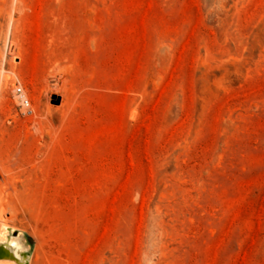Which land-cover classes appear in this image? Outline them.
<instances>
[{"label": "rangeland", "instance_id": "1", "mask_svg": "<svg viewBox=\"0 0 264 264\" xmlns=\"http://www.w3.org/2000/svg\"><path fill=\"white\" fill-rule=\"evenodd\" d=\"M1 222L26 264H264V0H0Z\"/></svg>", "mask_w": 264, "mask_h": 264}, {"label": "bare ground", "instance_id": "2", "mask_svg": "<svg viewBox=\"0 0 264 264\" xmlns=\"http://www.w3.org/2000/svg\"><path fill=\"white\" fill-rule=\"evenodd\" d=\"M17 90H19V99H21V103H22V107L24 109V106H31L29 101H28V97H27V93L25 89H20L19 87L17 88ZM18 99V100H19ZM27 107V108H28ZM24 111V110H23ZM6 224H4V222L0 223V242L1 241H5V237H6ZM14 236H16V234H13ZM14 241V240H12ZM26 241V240H25ZM16 245H17V249L18 252H20V249H27L28 245L24 242V236L23 233L20 232L19 233V238L17 241H15ZM13 254L16 256V258H6V257H0V264H26V261L20 259L16 252L13 250V248L11 247ZM24 261V262H23ZM28 262V261H27Z\"/></svg>", "mask_w": 264, "mask_h": 264}, {"label": "water", "instance_id": "3", "mask_svg": "<svg viewBox=\"0 0 264 264\" xmlns=\"http://www.w3.org/2000/svg\"><path fill=\"white\" fill-rule=\"evenodd\" d=\"M58 99H59V96L55 95V102H57ZM11 234H16V230L15 229L11 230ZM23 236H24V239L26 240L27 243L30 244L32 242L31 238L28 235L23 233ZM27 253H28V248H27V250L24 251L25 255H27ZM0 257L16 258V256L13 254V251H12L11 246L9 245V243L0 242Z\"/></svg>", "mask_w": 264, "mask_h": 264}, {"label": "flooded vegetation", "instance_id": "4", "mask_svg": "<svg viewBox=\"0 0 264 264\" xmlns=\"http://www.w3.org/2000/svg\"><path fill=\"white\" fill-rule=\"evenodd\" d=\"M1 242H4V241H1ZM14 243H11L10 242V246L13 248V250L16 252L17 256L21 259V256H22V251L18 252V249H17V245H13ZM16 244V243H15Z\"/></svg>", "mask_w": 264, "mask_h": 264}, {"label": "clouds", "instance_id": "5", "mask_svg": "<svg viewBox=\"0 0 264 264\" xmlns=\"http://www.w3.org/2000/svg\"><path fill=\"white\" fill-rule=\"evenodd\" d=\"M24 249H20V251H23ZM18 254V253H17Z\"/></svg>", "mask_w": 264, "mask_h": 264}]
</instances>
